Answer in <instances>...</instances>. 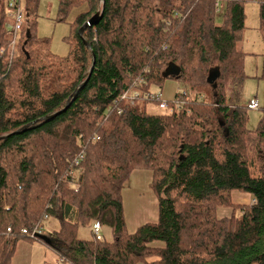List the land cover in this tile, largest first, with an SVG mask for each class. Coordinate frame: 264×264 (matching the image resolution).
<instances>
[{
	"label": "trees",
	"instance_id": "16d2710c",
	"mask_svg": "<svg viewBox=\"0 0 264 264\" xmlns=\"http://www.w3.org/2000/svg\"><path fill=\"white\" fill-rule=\"evenodd\" d=\"M39 1L22 0L12 47L0 0V264H12L19 239L43 242L65 264H264V50L250 129L239 45L251 1L264 43V0H57L60 21L81 8L64 56L35 34ZM169 77L196 91L148 113L150 87ZM136 169L151 172L157 220L128 232L121 190ZM232 190L254 203H232ZM222 206L230 216L217 214ZM45 215L58 223L46 240L21 233L44 228ZM95 221L112 240L78 236Z\"/></svg>",
	"mask_w": 264,
	"mask_h": 264
},
{
	"label": "rangeland",
	"instance_id": "374dc122",
	"mask_svg": "<svg viewBox=\"0 0 264 264\" xmlns=\"http://www.w3.org/2000/svg\"><path fill=\"white\" fill-rule=\"evenodd\" d=\"M79 10L81 8L71 11L65 20L60 21L57 19V0H40L37 16L30 15V18H34L36 21L35 34L38 37L49 39V49L54 54L59 56L68 54L70 49L68 38L71 35L70 23ZM244 11L245 26L239 45L246 54L244 59L246 79L244 80L241 101H245V99L248 101L250 98L256 97L261 105L263 102V86L257 77L261 71V54L264 50V43L261 29H259V4L256 1L247 2L244 5ZM8 22L11 23V19H8ZM160 87L151 86L150 93L161 89L162 100L166 102H173L177 92H185L187 95L192 96L196 91L195 89L191 91L182 82L172 77L166 78ZM144 108L148 113L169 111L168 108H160L157 102L150 100L144 103ZM260 116V109L248 110L247 127L253 129ZM258 144V138H252L250 147L253 152ZM253 172L257 173L256 168L253 169ZM150 180V170H133L121 190L123 213L128 232L135 231L143 223L157 220V197L150 186ZM234 213L235 215L240 214L237 210ZM217 214L230 216L231 207H217ZM57 228L56 219L50 217L46 220L44 224L46 234ZM101 233L106 240H112L109 227L102 226ZM78 236L87 239L91 236V232L86 227H80ZM14 260V264H56L59 258L52 249L37 241H33L31 244L19 241L14 251Z\"/></svg>",
	"mask_w": 264,
	"mask_h": 264
},
{
	"label": "built area",
	"instance_id": "2783aa9c",
	"mask_svg": "<svg viewBox=\"0 0 264 264\" xmlns=\"http://www.w3.org/2000/svg\"><path fill=\"white\" fill-rule=\"evenodd\" d=\"M219 6V5H218ZM219 9V7L217 8ZM6 15L8 19H11V23L8 22L9 28L11 29L12 33V39L10 41L11 46L13 47L15 43L17 42L18 39V32L22 28V23L24 21V11H23V6H22V0H7L6 2ZM143 81V78H138L136 84L141 83ZM136 93L129 94L127 92H124L121 96L120 99H125L128 98L130 102L132 103L134 98L136 97ZM150 100H155L158 103V106L160 108H167V102L162 100V92L160 90H156L153 93L147 94L146 97ZM247 107L251 110L253 109H258L259 108V101L257 98H252L247 102ZM82 154L79 155L81 157ZM47 219V216H44V220ZM101 224L99 221H95L91 225V233L93 234L94 238L96 240H100L103 238V235L101 233ZM7 231H10V228H7ZM21 233L23 235H26L27 237L31 239H35L43 234L44 228L38 225H34L31 229H26L22 228ZM64 263L62 258H59V263L62 264Z\"/></svg>",
	"mask_w": 264,
	"mask_h": 264
},
{
	"label": "crops",
	"instance_id": "0c3cea01",
	"mask_svg": "<svg viewBox=\"0 0 264 264\" xmlns=\"http://www.w3.org/2000/svg\"><path fill=\"white\" fill-rule=\"evenodd\" d=\"M255 98V97H254ZM250 99H252V98H250ZM249 99V100H250ZM248 100V101H249ZM246 99H245V102L247 103L248 102ZM231 201H232V203H234V204H237V205H248V204H252V203H254V199H253V197H252V195L251 194H249V193H246V192H241V191H237V190H232L231 191ZM220 217H226V216H228V215H224V214H221V215H219ZM19 241H25V242H27L28 244H31L33 241H37V242H39L40 244H42V245H44V246H46V247H48L47 245H45L43 242H41V241H39V240H27V239H19L17 242H16V245H17V243L19 242ZM16 245H15V248H16ZM49 248V247H48ZM51 249V248H50ZM57 255V254H56ZM57 257L58 258H60L58 255H57ZM14 253H13V255H12V259H11V263L12 264H14ZM59 263V260L57 261V263L56 264H58ZM62 264H65V263H62Z\"/></svg>",
	"mask_w": 264,
	"mask_h": 264
},
{
	"label": "water",
	"instance_id": "95a60500",
	"mask_svg": "<svg viewBox=\"0 0 264 264\" xmlns=\"http://www.w3.org/2000/svg\"><path fill=\"white\" fill-rule=\"evenodd\" d=\"M101 16V11H97L95 12L88 20H86L78 29V34L81 36V33L82 31L88 27V26H91L93 24H95L97 22V20L99 19V17ZM166 74H175L177 73V68L175 66H172V65H169L166 69ZM87 80V79H86ZM86 80L83 81V83L81 85H83ZM76 92V90L73 92V94ZM55 114H52V115H48V116H45V117H42L43 120H47L49 118H51L52 116H54ZM26 126L22 127L21 129L17 130L20 131L22 129H24ZM42 240H46V237L44 235H41L40 237Z\"/></svg>",
	"mask_w": 264,
	"mask_h": 264
}]
</instances>
